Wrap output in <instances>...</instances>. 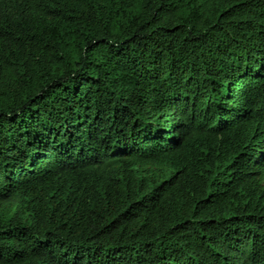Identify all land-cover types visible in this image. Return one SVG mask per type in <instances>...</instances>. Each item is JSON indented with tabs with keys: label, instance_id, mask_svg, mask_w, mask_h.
<instances>
[{
	"label": "trees",
	"instance_id": "trees-1",
	"mask_svg": "<svg viewBox=\"0 0 264 264\" xmlns=\"http://www.w3.org/2000/svg\"><path fill=\"white\" fill-rule=\"evenodd\" d=\"M0 264H264V0H0Z\"/></svg>",
	"mask_w": 264,
	"mask_h": 264
}]
</instances>
